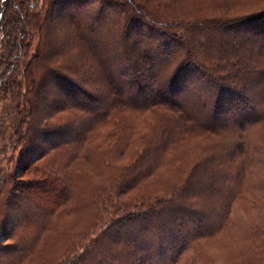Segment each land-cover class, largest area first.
Instances as JSON below:
<instances>
[{"label":"trees","instance_id":"obj_1","mask_svg":"<svg viewBox=\"0 0 264 264\" xmlns=\"http://www.w3.org/2000/svg\"><path fill=\"white\" fill-rule=\"evenodd\" d=\"M5 1L0 95L9 109L0 137L21 148L19 166L66 147L71 161L86 157L85 145L110 126L109 175L85 194L95 228L41 264H170L223 225L248 167L249 131L264 124V4L242 14L212 0L208 14L187 16L168 14L176 0H118L113 17L50 18L57 0H45L42 13ZM136 112L151 119L135 136ZM194 136L208 143L172 191L129 194ZM67 167L49 169L43 182H15L3 196L0 264H35L49 247L40 233L74 195L67 174H54ZM39 190L47 196L35 197Z\"/></svg>","mask_w":264,"mask_h":264},{"label":"rangeland","instance_id":"obj_2","mask_svg":"<svg viewBox=\"0 0 264 264\" xmlns=\"http://www.w3.org/2000/svg\"><path fill=\"white\" fill-rule=\"evenodd\" d=\"M117 1L57 0L49 7L45 0H26V5L34 6L35 10L41 13L43 8L46 10L49 7L52 11L50 18H72L74 14L76 18H109V16L113 17L112 11L117 9L118 12L123 9ZM192 1L176 0L169 4L166 11L170 15H178L181 11L187 16L197 12L208 14V9L213 5L212 0ZM229 1L235 6L233 12L242 14L264 4V0ZM6 2L8 1L0 0V18L6 9ZM18 5L14 2L13 6L17 9ZM8 104L9 101L0 95V113L9 109ZM129 118L135 124L136 136L139 130L148 128L151 116L147 112H136L130 114ZM109 129V125H104L97 131L91 143L85 145L83 152L87 154L86 157L71 161L69 158L71 147H66L61 150H51L49 154L41 158L28 160L22 167L19 166L21 148L12 149L10 143L0 137L2 149L0 153V209H2L3 196L11 190L15 182L46 181L45 173L49 169H57L65 164L68 166L67 171L64 169V172L54 174H67V183L74 186V195L70 205L59 216L55 215L50 218L49 228L40 233V245L45 242L49 244V247L43 246L39 252H36L35 264H41L43 255L54 254L55 250L70 244L74 239L76 241L77 238L83 237L85 232L91 229L93 231L95 228L91 224L92 209L85 206V194L93 187L95 189L109 175L106 174L104 168V148L108 143L106 133ZM249 138L251 141L248 148L250 158L247 162L246 174L240 182L237 195L235 194L236 196L234 195L231 201L224 224L217 227L218 223H215L210 232L190 241L176 261L170 264H264V124L253 126L249 131ZM207 143L208 139L204 136L190 138L182 147L175 150L176 152L168 153L153 175L141 181L129 194L142 192L153 197L156 194L162 196L164 193H169L177 179L187 176L189 169L197 160L198 155H201ZM135 144L136 141L133 139L127 152L132 154ZM34 196L41 199L47 195L46 192L39 190L34 192ZM41 204L47 206L50 203L43 201ZM42 220H44L43 217ZM0 222L2 226L3 218ZM35 224H37L36 227H41L42 221L38 220ZM9 241L11 239L4 237L1 240L3 243Z\"/></svg>","mask_w":264,"mask_h":264}]
</instances>
